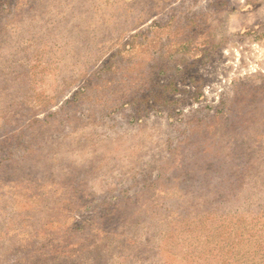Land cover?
<instances>
[{
    "label": "rangeland",
    "instance_id": "obj_1",
    "mask_svg": "<svg viewBox=\"0 0 264 264\" xmlns=\"http://www.w3.org/2000/svg\"><path fill=\"white\" fill-rule=\"evenodd\" d=\"M0 264H264V0H0Z\"/></svg>",
    "mask_w": 264,
    "mask_h": 264
}]
</instances>
